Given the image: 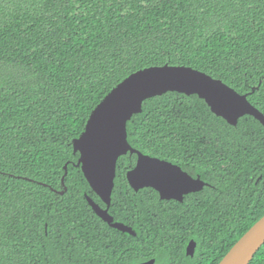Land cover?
I'll return each instance as SVG.
<instances>
[{
	"label": "trees",
	"instance_id": "trees-1",
	"mask_svg": "<svg viewBox=\"0 0 264 264\" xmlns=\"http://www.w3.org/2000/svg\"><path fill=\"white\" fill-rule=\"evenodd\" d=\"M165 65L222 81L264 115V0H0V264H220L264 217V126H231L174 92L144 103L128 141L204 189L183 202L136 192L128 153L109 213L135 235L89 205L106 209L74 141L119 84Z\"/></svg>",
	"mask_w": 264,
	"mask_h": 264
},
{
	"label": "water",
	"instance_id": "water-1",
	"mask_svg": "<svg viewBox=\"0 0 264 264\" xmlns=\"http://www.w3.org/2000/svg\"><path fill=\"white\" fill-rule=\"evenodd\" d=\"M195 82H203L199 86ZM186 96L197 95L204 100L212 113L223 118L231 126L240 119L251 116L264 126V115L249 102L220 80L187 67L165 65L139 71L119 84L93 111L85 132L73 143L74 153L80 154L77 167L83 171L93 192L101 199L106 209L87 197L89 205L98 217L110 227L123 233L135 235L133 230L115 223L109 210L117 176V164L128 153L137 155L136 167L127 173L130 187L139 192L145 188L156 190L166 201L183 202L184 197L202 191L205 183L192 178L179 166L152 158L134 149L128 141L127 125L135 115L142 113L146 101L167 93ZM146 160L161 163L172 172L188 175L181 184L162 186L151 174H141ZM67 169V166L65 167ZM264 246V217L257 222L229 251L220 264H251ZM197 244L192 241L187 255L194 257ZM155 260L144 264H155Z\"/></svg>",
	"mask_w": 264,
	"mask_h": 264
},
{
	"label": "snow or ice",
	"instance_id": "snow-or-ice-1",
	"mask_svg": "<svg viewBox=\"0 0 264 264\" xmlns=\"http://www.w3.org/2000/svg\"><path fill=\"white\" fill-rule=\"evenodd\" d=\"M199 86H205L203 82H195ZM156 162L154 160H146L144 168L141 170V174H148L151 173L155 179L162 185V186H169L172 184H181L184 182V177L188 175L179 172V174L172 172L169 169L163 168L161 163H153Z\"/></svg>",
	"mask_w": 264,
	"mask_h": 264
}]
</instances>
